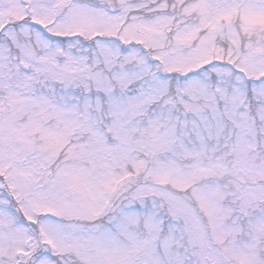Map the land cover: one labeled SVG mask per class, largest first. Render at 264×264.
<instances>
[{"label": "snow or ice", "instance_id": "6c2138e0", "mask_svg": "<svg viewBox=\"0 0 264 264\" xmlns=\"http://www.w3.org/2000/svg\"><path fill=\"white\" fill-rule=\"evenodd\" d=\"M0 264H264V0H0Z\"/></svg>", "mask_w": 264, "mask_h": 264}]
</instances>
